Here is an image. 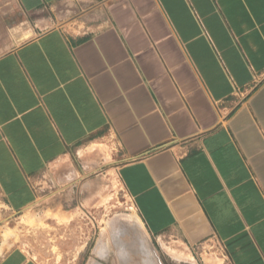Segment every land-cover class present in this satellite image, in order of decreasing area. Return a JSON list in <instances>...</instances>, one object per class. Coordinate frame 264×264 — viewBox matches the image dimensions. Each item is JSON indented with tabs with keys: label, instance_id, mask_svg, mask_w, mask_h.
<instances>
[{
	"label": "crops",
	"instance_id": "obj_1",
	"mask_svg": "<svg viewBox=\"0 0 264 264\" xmlns=\"http://www.w3.org/2000/svg\"><path fill=\"white\" fill-rule=\"evenodd\" d=\"M95 159L153 238L264 264V0H0V211Z\"/></svg>",
	"mask_w": 264,
	"mask_h": 264
},
{
	"label": "rangeland",
	"instance_id": "obj_2",
	"mask_svg": "<svg viewBox=\"0 0 264 264\" xmlns=\"http://www.w3.org/2000/svg\"><path fill=\"white\" fill-rule=\"evenodd\" d=\"M85 151L79 160L91 158ZM97 160L79 166L77 190L51 189L30 211H0V241L23 247L40 264H225L213 240L198 249L150 236L117 184L114 166Z\"/></svg>",
	"mask_w": 264,
	"mask_h": 264
},
{
	"label": "bare ground",
	"instance_id": "obj_3",
	"mask_svg": "<svg viewBox=\"0 0 264 264\" xmlns=\"http://www.w3.org/2000/svg\"><path fill=\"white\" fill-rule=\"evenodd\" d=\"M116 225H117V223H116ZM119 226H120V223H119ZM117 229V228H116ZM118 229H120L119 227H118Z\"/></svg>",
	"mask_w": 264,
	"mask_h": 264
}]
</instances>
